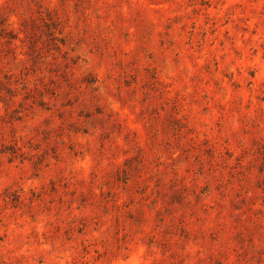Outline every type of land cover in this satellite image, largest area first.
<instances>
[{
  "label": "rangeland",
  "instance_id": "rangeland-1",
  "mask_svg": "<svg viewBox=\"0 0 264 264\" xmlns=\"http://www.w3.org/2000/svg\"><path fill=\"white\" fill-rule=\"evenodd\" d=\"M0 264H264V0H0Z\"/></svg>",
  "mask_w": 264,
  "mask_h": 264
}]
</instances>
